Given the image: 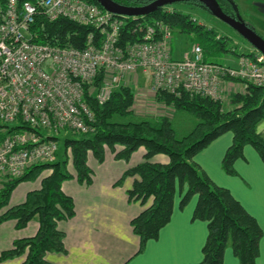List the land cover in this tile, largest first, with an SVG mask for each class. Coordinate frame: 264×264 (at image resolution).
<instances>
[{"label": "trees", "instance_id": "16d2710c", "mask_svg": "<svg viewBox=\"0 0 264 264\" xmlns=\"http://www.w3.org/2000/svg\"><path fill=\"white\" fill-rule=\"evenodd\" d=\"M152 19L163 20L173 31L189 35L191 43L201 45L206 62H215L218 52L225 51L223 37H215L213 31L195 25L188 15L174 10L157 9L141 18H125L122 40L125 43L140 40L141 34L138 30L134 32V28L139 22ZM31 30L36 35V43L78 49L85 46L90 34L98 37L92 27L64 18L50 22L42 15L36 16ZM103 77V72H99L94 82L96 87L100 86ZM155 99L173 107L176 112L193 117L196 120L194 127L178 137L173 122L164 115L140 118L136 122L126 120L134 116L135 93L130 86L116 89L103 106L96 103L93 95L86 93L85 100L95 117L94 131L87 135L70 134L71 137L63 140L64 152H70L74 173L68 172L65 161H56L58 148L53 163L32 166L22 177L0 182V223L14 221L15 228L23 229L34 218L38 220L36 234L16 240L13 248L0 254V260L25 255L21 264H52L45 259L46 253H65V234L57 224L75 215L73 199L62 191L61 184L76 179L79 184L89 186L93 177V170L88 165L90 156L101 164L109 152L115 160L128 163L134 152L143 149V160L129 167L116 182L122 185L126 178H132V185L127 190L128 200L146 205L130 221L133 233L139 238L136 254L144 251L149 240L158 239L160 230L171 219L174 197L179 194L181 210L196 196L192 220L207 223L202 260L197 264H222L228 246L239 264H255L263 235L256 219L229 190L215 185L194 158L215 139L231 132L232 144L221 163L227 175H236L234 163L243 157L246 145H251L264 162V137L258 131V125L264 121V86L247 85L231 97L228 109L210 98L191 97L184 92L179 95L159 92ZM20 128L28 129L27 126ZM58 136L51 138L58 143ZM157 155L165 156L167 161L152 162ZM35 181H39L38 187L27 192L23 202L9 206L11 195L19 184Z\"/></svg>", "mask_w": 264, "mask_h": 264}, {"label": "built area", "instance_id": "2783aa9c", "mask_svg": "<svg viewBox=\"0 0 264 264\" xmlns=\"http://www.w3.org/2000/svg\"><path fill=\"white\" fill-rule=\"evenodd\" d=\"M37 15L92 27L98 37L90 34L81 49L36 43L31 27ZM125 18L91 0H0V182L53 163L58 143L51 137L60 132L92 133L95 117L85 94L103 106L130 76L149 74L153 93L184 92L221 105L228 81L237 80L244 89L264 86V55L257 51L242 53L230 67L206 62L201 45L193 42L176 60L173 30L163 20L139 22L134 32L140 40L125 43Z\"/></svg>", "mask_w": 264, "mask_h": 264}, {"label": "crops", "instance_id": "0c3cea01", "mask_svg": "<svg viewBox=\"0 0 264 264\" xmlns=\"http://www.w3.org/2000/svg\"><path fill=\"white\" fill-rule=\"evenodd\" d=\"M172 43V57L180 60L188 49L178 57ZM136 77L138 83L142 79L150 84L149 74H142L141 77L138 74ZM168 118L172 121L171 117ZM258 127L264 131V123ZM232 139L231 132L225 133L199 152L194 161L215 185L229 190L233 198L256 219L263 235L255 264H264V162L251 145H246L243 157L234 163L236 175H227L221 163ZM143 154V149L137 150L128 163L115 160L109 152L101 164L89 158L88 165L93 170L89 186L79 184L76 179L61 184L62 191L73 199L75 215L57 224L65 234V253H46L47 261L52 264H197L202 260V247L208 234L207 223L192 220L196 196L181 210L178 207L179 194L174 197L171 219L160 230L158 239L149 240L144 251L136 254L139 238L133 233L130 221L146 205L128 200L127 190L132 185V178H126L122 185L116 182L124 169L126 171L143 160ZM160 156L153 157L151 161L165 163L167 158ZM123 166L124 169L117 170ZM24 199L25 196L22 201ZM37 229L36 218L23 229L15 228L14 221L0 223V254L13 248L16 240L33 237ZM24 260L25 255L0 260V264H21ZM222 264H239L230 246L225 248Z\"/></svg>", "mask_w": 264, "mask_h": 264}, {"label": "rangeland", "instance_id": "374dc122", "mask_svg": "<svg viewBox=\"0 0 264 264\" xmlns=\"http://www.w3.org/2000/svg\"><path fill=\"white\" fill-rule=\"evenodd\" d=\"M238 9L244 20L254 26L259 31L264 30V20L262 19V15L260 11L264 12V1L261 0H237ZM182 8V7H181ZM260 10V11H259ZM186 15L189 16L190 19H194L195 25H202L205 30H209L213 28V35L217 38L223 37L221 40L224 42V52H218V59L215 60V63L223 64L227 66H236L238 54L240 53H249L253 51V47L247 43L242 38L238 37L229 27H227L222 22L218 21L211 15L204 14L200 11L191 9L186 12ZM225 37V38H224ZM172 46L176 51V56H180L181 53L185 52L189 49L191 42L189 41V35H184L179 33L178 31H173L172 33ZM137 75V74H136ZM136 75L130 76L129 82L126 86H130L135 93V101L133 105L134 116H130L126 120L129 121H139L140 118H154L158 117V115H164L172 118L173 127L175 129L176 135L181 137L187 134L195 125L196 120L184 112H176L173 107L166 106L162 102H158L155 99V94L151 89V80L150 84L146 80H142L138 83ZM140 77L142 74H139ZM134 77V79H132ZM134 89H137L136 91ZM244 90L243 85L239 81H228V86L225 94V102L222 104L223 108L228 109L231 107V97L238 92H242ZM264 123L262 121L259 125ZM258 125V126H259ZM259 129V127H258ZM263 129H259L261 131V135L264 137L262 132ZM64 137H71L70 134L62 132L58 138V148L59 155L56 161H65L66 169L69 173L73 174L74 169L71 163V155L70 152H64L63 140ZM165 157V156H160ZM91 160H94L90 156ZM123 165V164H121ZM124 169L123 167H118L117 170L121 171ZM125 172V169L123 173ZM39 181L35 182H23L17 186V188L12 193L10 198L9 206L19 204L23 202V197L27 192L34 190L38 187Z\"/></svg>", "mask_w": 264, "mask_h": 264}, {"label": "water", "instance_id": "95a60500", "mask_svg": "<svg viewBox=\"0 0 264 264\" xmlns=\"http://www.w3.org/2000/svg\"><path fill=\"white\" fill-rule=\"evenodd\" d=\"M105 10L119 16L142 17L154 13L159 7L177 2V1H199L201 2L215 18L229 25L238 35L249 43L254 50L264 55V39L255 34L242 21L235 20L225 15L215 0H158L145 7H124L112 2L111 0H94Z\"/></svg>", "mask_w": 264, "mask_h": 264}, {"label": "flooded vegetation", "instance_id": "af4514ba", "mask_svg": "<svg viewBox=\"0 0 264 264\" xmlns=\"http://www.w3.org/2000/svg\"><path fill=\"white\" fill-rule=\"evenodd\" d=\"M111 1L116 3V4H119L121 6H124V7H145V6H148V5L154 3L158 0H111ZM215 1L217 2L220 9L222 10V12L225 15H227L228 17L233 18L235 20L240 19L242 21V23H244L247 27H249L255 34H257L259 37L264 39V30L259 31L254 26H251L250 24H248L244 20V18L242 17V15L239 12L237 0H215ZM261 1H264V0H261ZM159 9L180 11V12L185 13V14H186V12H188V10L194 9V10L200 11L204 14H208V15L213 16V14L199 1H177V2H173V3L165 4L161 7H159ZM260 12H261V14H263L262 19L264 20V12H262V11H260ZM217 20L222 22L219 19H217ZM223 24H225V23H223ZM225 25L227 27H229L238 37H240L238 35V33L235 32L229 25H227V24H225ZM209 30L214 31L213 28H210ZM254 51H256V50H254Z\"/></svg>", "mask_w": 264, "mask_h": 264}]
</instances>
